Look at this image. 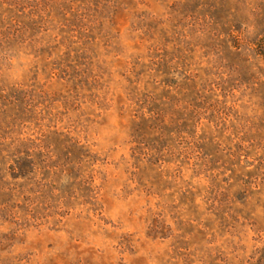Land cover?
Listing matches in <instances>:
<instances>
[{"label": "rangeland", "instance_id": "rangeland-1", "mask_svg": "<svg viewBox=\"0 0 264 264\" xmlns=\"http://www.w3.org/2000/svg\"><path fill=\"white\" fill-rule=\"evenodd\" d=\"M0 264H264V0H0Z\"/></svg>", "mask_w": 264, "mask_h": 264}]
</instances>
